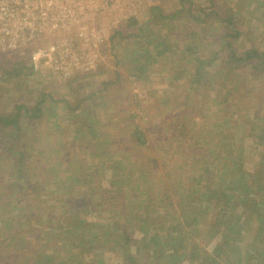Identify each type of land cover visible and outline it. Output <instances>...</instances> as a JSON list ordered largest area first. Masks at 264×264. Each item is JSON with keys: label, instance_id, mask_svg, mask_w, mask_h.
<instances>
[{"label": "rangeland", "instance_id": "rangeland-1", "mask_svg": "<svg viewBox=\"0 0 264 264\" xmlns=\"http://www.w3.org/2000/svg\"><path fill=\"white\" fill-rule=\"evenodd\" d=\"M156 5L172 18L160 19L157 11H151ZM147 9L149 14L138 16V23L132 26L128 21L118 24L110 12L89 21L87 26L95 22L108 37L95 55L91 49L83 51L86 42L78 39L81 29L90 28L77 24L60 32L59 39L46 33L36 39H20L16 37L17 25L7 19L0 5V114L14 115L16 105L41 103L42 109L39 117L30 119L23 114L18 132L15 125L6 127V132L0 127V175L6 184H12L10 189H3L6 195L0 194L5 211H0V239L7 249L13 250L17 241L20 247H26L24 242L34 246L36 254L54 250L52 264H133L127 260L129 253L138 264H194L198 260L190 255L197 259L203 251L210 254L222 239V233L210 231L215 215L204 189L210 183V170L213 175L231 174L222 172L221 164H212L214 155L210 151L217 149L216 143L210 147V140L218 127L225 124L221 128H228L227 122L236 125L246 113L257 112L264 117L260 110L264 107V69H240L235 64L224 86L223 69L214 81L210 75L220 66L215 65L211 73L206 66V79L188 88L194 77L189 76L188 68L190 73L195 68L187 61L209 55L220 43L219 36L236 31L241 35L231 41L240 53L251 48L264 51V0H155L148 2ZM215 11L222 16L221 21L214 15L209 17ZM201 17L206 18L204 22ZM230 18L233 24L226 21ZM198 27H203L202 33ZM148 34L155 41L163 39L172 45L174 54L157 56ZM63 41L58 53L52 54L50 47ZM194 43L196 53L189 55L186 48ZM40 49L46 57L39 60V69L35 70L32 55ZM141 63H150L146 73L149 78L144 82L136 80L126 68ZM183 66L187 71H182L178 79L176 75ZM227 104L229 109L224 113ZM34 112L31 108L29 114ZM226 117L229 121L223 122ZM246 125L243 130L248 133L251 124ZM136 127L144 130L146 146L136 144V137L130 135ZM235 133L242 138L236 139L239 148H246L243 170L254 172L264 144L246 147L255 145L256 139L244 137L242 127ZM6 145L13 146L11 153L5 151ZM19 146L28 151L25 165L32 181L29 183L23 176L16 182L14 176L15 164L21 158L15 150ZM218 182L216 176L213 183ZM193 188L199 192L192 193ZM227 189L243 191L242 184L228 183ZM195 206L204 211L199 224L191 216ZM124 218L134 220L128 229L135 239L159 237L157 243L145 245L140 240L125 251L112 237L105 240V248H100L102 240L97 242L94 231L86 230L82 236H89L93 248L84 254L80 249L72 250L75 242L71 237L77 236L74 223L89 219L100 228L107 227V220ZM175 226L190 248L182 249L171 260L164 238L170 229L176 230ZM60 228L71 232H60ZM256 229L254 222L250 231L244 232L240 244L243 250L256 238ZM32 235L36 236L34 244ZM241 256L244 263L240 264H246L243 252ZM228 260L232 261L223 257L224 264H231Z\"/></svg>", "mask_w": 264, "mask_h": 264}, {"label": "trees", "instance_id": "trees-1", "mask_svg": "<svg viewBox=\"0 0 264 264\" xmlns=\"http://www.w3.org/2000/svg\"><path fill=\"white\" fill-rule=\"evenodd\" d=\"M215 16L218 20L221 21L222 16L220 14H217V11L210 14L209 17ZM172 16H161L160 19H166L171 18ZM205 19V18H204ZM203 21V18L202 20ZM200 21V22H201ZM229 24H233L232 19L226 20ZM204 22V21H203ZM199 23V22H198ZM137 20L130 19L128 20V26L136 25ZM200 33L203 31V27H198ZM141 30V31H140ZM233 30V29H232ZM140 31V32H139ZM139 33L142 32V29H139ZM137 32V33H138ZM234 34V35H233ZM135 35V34H134ZM241 35L240 32L228 34V35H222L219 36L220 43L218 45L215 44L214 37L212 40L214 41V49L210 52L209 55H199L197 57H194V59L187 61L188 64L192 63L194 64L195 71L190 73V68L187 66L181 67V72H179L176 77L179 79L182 76V71L186 72L187 68L189 69L187 72H189V76H194L189 82H188V88L189 86H193L202 82L204 79H206V76L208 75L209 71L206 70V66H210V73L212 72V69L220 66V69H216L215 73L213 75H210V79H213L216 81L218 79V76H220L222 71V85L225 86L226 80L231 78V74L233 66L235 64H238L237 67L240 69L244 67H250L251 69L258 68L264 69V51H259L257 49H247L244 51V53H240L234 46L231 41V38L237 37ZM213 36V35H212ZM148 37L151 39V41L155 44L152 46V48L155 50V53L157 56L166 55V52H169L170 55L174 54L175 50L172 45L168 44L165 40H157L152 38V34H148ZM198 40V38H196ZM195 41V40H194ZM196 42V41H195ZM197 44V42H196ZM194 43L192 46H188L186 48V52L190 54L196 53L197 46ZM184 53V52H182ZM226 53L227 56L224 54ZM132 60V59H131ZM149 62V61H145ZM121 65H125V63L120 62ZM150 63H141L134 66H126L127 69H130V75L133 76L138 81H146L149 78V75H147V65ZM228 67L226 70L224 68ZM214 71V70H213ZM193 72H195V75H191ZM219 73V74H217ZM218 75V76H217ZM170 85L172 86L173 83L170 80ZM225 83V84H224ZM241 96L246 98L244 96V91H241ZM227 99H224L223 103L226 104ZM41 103H37L32 107H29L27 105H16V112L14 115L0 114V127L3 132H6V127L12 125V127L16 126V131H19V121L22 115L28 116V118L33 117H39L42 114V109L39 107ZM79 106V105H78ZM31 108L36 111L34 114H29L31 111ZM19 109H23L22 111ZM229 109L228 104L225 106L226 113ZM254 110L259 111L256 107ZM264 112V107L261 108ZM234 114H240L239 111H235ZM241 116V115H240ZM229 117H226L225 121H229ZM218 119V118H217ZM251 124L250 128L248 129V133H246L245 126L248 127L246 124ZM223 124V123H222ZM228 125V128H221L223 126L218 127L216 134L214 135V138L210 140V147L216 143V149L210 151V154H213V165L218 166V164H221L220 169H222V172L228 171L231 175H213V171L210 170V183L206 185L204 189V196L208 201V204H210V211H212L214 217H212V220L210 222V231L215 233H222L223 237L220 241L216 243V245L213 247L212 251L207 252L203 251L200 253V257L197 259L190 255L192 259H195L197 261L194 264H224L223 263V257H229L232 259L234 264H240L241 262L244 263V257L241 256L242 252L245 254V262L246 264H264V151L262 154V159L259 163L258 169H256L254 172L251 170L245 169L243 170V163L242 161L245 158V151L246 148L243 149L239 148L240 145L236 143V139H239V141L242 140L240 138V135H237L235 131L239 130L240 127H242V133L244 137H252L253 140L256 139L253 143L255 145H246V147L251 146H260L261 144H264V117H261L260 113H246L243 115V119L237 122L236 125H231L229 122L226 123ZM176 127H174L175 129ZM173 129V130H174ZM177 129V128H176ZM244 129V130H243ZM212 130L210 129V132ZM14 132V131H13ZM16 132V133H17ZM161 135H164V133H160ZM132 137H136L135 142L136 144L146 146L147 139L144 136V130H142L140 127L135 128L133 132L130 134ZM244 139V138H243ZM200 144V143H199ZM159 144H155L154 146H158ZM186 146H183V149ZM13 150V146H7L6 145V152H10ZM17 152L19 153L18 157H21L19 161L15 164V172L16 174V182H18V179L23 176L25 177L26 181L32 182L31 179L28 176V172L26 170L25 161L26 158V151L24 149V146H19L15 148ZM211 166V165H210ZM10 171L11 168L9 167ZM205 170L208 171V169ZM221 171V170H219ZM238 173V176H236ZM246 175H243L245 174ZM254 173H256L254 175ZM11 174V172H10ZM13 174V172H12ZM216 176L219 179V182L217 184H214L213 182L216 179ZM224 176V177H223ZM246 176V177H243ZM205 179L207 180V175H204ZM226 183V184H225ZM242 184L243 191L233 192L228 191L227 184ZM249 186V187H246ZM12 187V184L8 185L5 182V177L0 175V194L6 195L7 191H4L3 189L6 188L8 190ZM213 188V189H212ZM196 190V191H195ZM193 192H199L196 188H193ZM208 192H210V196H208ZM23 196L27 198V194L24 193ZM18 195H15V198H17ZM195 201V198H193ZM5 201V200H4ZM202 202V200H200ZM3 202V201H2ZM69 205H71V202H69ZM206 205V204H205ZM193 207H191L192 209ZM203 207H194V214L191 212V216L193 217V220L195 223L199 224L201 220L203 219L200 216L204 213L202 211ZM125 209L122 208L121 211H124ZM0 211H3V208L0 203ZM190 212V211H188ZM27 214V213H25ZM138 215V214H137ZM136 215V216H137ZM141 220H145V217L141 216ZM250 220V223L248 222ZM134 222V220H130V218L123 220H107L105 224L107 227H100L96 228L97 222L89 220V219H82L81 221L74 223L75 226H77V236L71 237L72 241L75 242V245L73 246V249H80L82 254H84L85 251H90L92 246V241L89 239V236H82L83 232L86 230H93L94 234L97 236V242L102 240V244L100 245V248H105L107 245H105V240H110L112 237H115L116 244L124 250H128V248L132 245V243L137 244L141 240L145 245H153L157 243L155 239H159V237H154L155 239L150 238H144L141 239H135L133 236V231H129L128 224ZM257 223V229L258 232L256 235V238L253 240L251 245L248 246L247 250H243L241 248V242L242 238L244 236V232H249L250 228L252 227L253 223ZM53 224V223H50ZM115 226V228H112ZM53 229H56V226L51 225ZM250 227V228H249ZM15 228V227H14ZM175 229H170L169 233L166 234L167 237L164 238V243L169 246L170 253L168 256L171 258V260H175L177 258L178 253L184 249L186 250L187 245L184 243V235L178 229L177 226H175ZM0 229L2 230L3 227L0 225ZM60 232L63 231H69L71 232V229H59ZM68 232V233H69ZM29 233V231H28ZM48 233V232H47ZM176 234V235H175ZM180 236V238H178ZM121 237L124 239L123 242L121 240ZM212 236H210L211 238ZM15 238V237H14ZM32 244L36 241V236L32 235ZM178 238V239H177ZM213 238V237H212ZM170 239V240H169ZM77 240V241H75ZM121 240V241H120ZM240 241V243H239ZM180 243L179 245L177 243ZM5 241L0 239V264H52V261L54 260L53 252L54 250H51V252H41L40 254H36L32 250L34 249V246L31 244H28V242H24L25 246H21L17 243V241L13 244V250L7 249L5 246ZM87 243V244H86ZM87 245V246H86ZM83 246H86V250H84ZM193 247V246H191ZM12 249V248H11ZM23 249H29V250H23ZM165 252V249H164ZM35 253V254H34ZM34 254V255H32ZM31 257H30V256ZM186 258L189 256V253L184 254ZM238 256V257H236ZM10 258L11 261H7V259ZM127 260L133 264L135 263V257L133 254L127 255ZM255 260L254 262H251ZM231 260H228V263L232 264Z\"/></svg>", "mask_w": 264, "mask_h": 264}, {"label": "built area", "instance_id": "built-area-1", "mask_svg": "<svg viewBox=\"0 0 264 264\" xmlns=\"http://www.w3.org/2000/svg\"><path fill=\"white\" fill-rule=\"evenodd\" d=\"M144 0H0L1 9L9 21L17 25L20 39H36L44 36H57L59 33L70 30L75 25L80 24L87 29H81L78 39L83 40L85 46L83 51L91 49L93 52L100 51L107 39L103 28L87 26L102 13L119 12V21L127 20L133 14V7ZM17 44V43H15ZM65 44H53L51 53H58V48ZM2 46V45H1ZM5 47L2 46V49ZM54 52V53H53ZM46 53L40 49L32 55L35 70L39 69L38 62L44 59ZM57 59H50V62Z\"/></svg>", "mask_w": 264, "mask_h": 264}, {"label": "crops", "instance_id": "crops-1", "mask_svg": "<svg viewBox=\"0 0 264 264\" xmlns=\"http://www.w3.org/2000/svg\"><path fill=\"white\" fill-rule=\"evenodd\" d=\"M151 2V1H155V0H144L143 2H141L140 4L136 5L135 7H133V14L129 17V19L127 20H122L119 22V15L117 12H111L113 13L114 17H113V20L115 19V21H117V23L119 24H122L123 22H127L128 20L130 19H136L137 20V23H138V18L141 17L142 15L144 14H149V10L147 9V5H148V2ZM157 7H153L151 8V11H157L159 17L161 16H171L170 14H167L165 11H163L159 5H156ZM182 6V5H181ZM176 12V11H174ZM173 12V14H174ZM144 13V14H143ZM193 15V14H192ZM139 16V17H138ZM155 16V15H154ZM194 16H198V15H194ZM172 18V17H171ZM203 18V17H201ZM167 19V18H166ZM206 19V18H205ZM203 18V20H205ZM108 39V37H107ZM105 46V45H104Z\"/></svg>", "mask_w": 264, "mask_h": 264}]
</instances>
